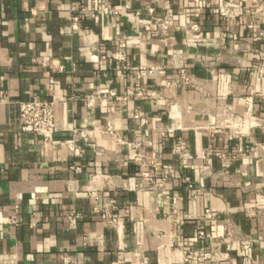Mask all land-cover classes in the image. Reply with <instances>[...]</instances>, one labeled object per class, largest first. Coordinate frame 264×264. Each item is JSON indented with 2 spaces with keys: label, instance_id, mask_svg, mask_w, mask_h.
I'll return each mask as SVG.
<instances>
[{
  "label": "crops",
  "instance_id": "obj_1",
  "mask_svg": "<svg viewBox=\"0 0 264 264\" xmlns=\"http://www.w3.org/2000/svg\"><path fill=\"white\" fill-rule=\"evenodd\" d=\"M208 4L249 13L225 20ZM119 45L123 61L109 57ZM136 66L166 77L140 82ZM181 68L194 84L177 87ZM35 96L55 105L53 141L93 132L81 158L20 132L18 105ZM153 161L171 172L157 191L140 176ZM207 252L201 264H264V0H0V264H197Z\"/></svg>",
  "mask_w": 264,
  "mask_h": 264
},
{
  "label": "built area",
  "instance_id": "obj_2",
  "mask_svg": "<svg viewBox=\"0 0 264 264\" xmlns=\"http://www.w3.org/2000/svg\"><path fill=\"white\" fill-rule=\"evenodd\" d=\"M209 10L211 14L217 15L222 19H232L236 16L242 14H248L249 11L241 10L232 5L221 4L218 6H213L208 4ZM173 16L171 14L167 15V18L161 20L155 24V32L156 33H164L169 30L172 26ZM252 28V26H249ZM144 29L149 30V27L144 26ZM181 29L189 32H197L198 27L196 25H184ZM213 42V41H212ZM213 44V43H212ZM124 46L119 45V50L117 52H112L109 54V57L116 61H123L124 53H123ZM131 72L136 80L140 82L149 81V80H156L166 77V70L159 66H136L131 67L128 69ZM176 77L178 79L177 87H186L189 85L194 84V78L190 75L185 69H178L176 71ZM169 85V83H167ZM137 97H142L143 94L141 92H137L135 94ZM148 96L155 97L153 93H149ZM109 100L118 104L119 107L126 106L127 97L117 96L114 92L109 93ZM106 101V99L95 97L89 98V102L93 104H99L101 102ZM163 103H167L163 100ZM135 119L139 120L141 123V119L138 116H135ZM18 120H19V129L21 133L25 134H32L38 135L42 138L43 146H47L48 144L54 145H64L66 149L75 157L81 158L82 153L79 147L81 142L87 143L92 145L94 143V135L93 132H89L86 130H79L77 128H73L71 131V137L63 142H56L53 141L52 138L59 132V126L55 119V105L53 102H46L40 97H33L31 100L26 102H21L18 105ZM107 132L112 134L110 126L107 127ZM176 152L183 153L185 151V147L183 144L179 143L176 148ZM129 161L132 163H141L142 159L138 155L134 154L130 156ZM151 167L154 170L155 174H150L149 172H142L140 174L141 178L146 180L149 183V190L150 191H157L163 189L165 179L171 176V172L166 169L159 168L155 161L150 162ZM74 171H79V167L77 165H73L71 167ZM159 173V174H156ZM186 186L188 189H192L193 186L189 182L188 179H185ZM204 217L212 220L216 217V213L206 209L204 211ZM78 219V215L76 213H71L68 216V224L70 228H74L76 225V221ZM116 220L112 216H108L106 223L107 225L115 224ZM197 237L202 239L204 235L201 232H198ZM240 250L246 252L251 247V241L240 238L237 241ZM213 260V256L210 252L204 253L199 256L195 262L197 264H201L205 261ZM183 264H191V261L188 258H183Z\"/></svg>",
  "mask_w": 264,
  "mask_h": 264
}]
</instances>
